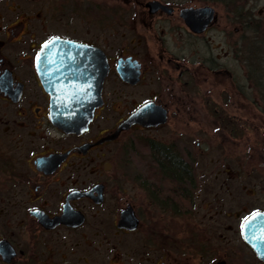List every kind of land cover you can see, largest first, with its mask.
Listing matches in <instances>:
<instances>
[{
    "label": "flooded vegetation",
    "instance_id": "af4514ba",
    "mask_svg": "<svg viewBox=\"0 0 264 264\" xmlns=\"http://www.w3.org/2000/svg\"><path fill=\"white\" fill-rule=\"evenodd\" d=\"M204 6L209 20L190 27L186 10ZM219 18L202 0H0V264H264L243 231L264 212V195L250 192L259 182L218 179L243 165L196 163L208 142L188 146L190 134L176 128L131 138L134 163L119 161L130 131L201 124L205 107L216 139L223 124L233 135L236 122L264 116L261 92L258 109L246 92L250 15L231 5ZM53 38L92 47L107 66L81 133L50 119L46 76L57 63L42 48ZM221 56L240 58L242 75ZM147 102L165 111L164 123L105 138ZM252 104L254 115L239 120ZM125 212L135 228L120 224Z\"/></svg>",
    "mask_w": 264,
    "mask_h": 264
},
{
    "label": "rangeland",
    "instance_id": "374dc122",
    "mask_svg": "<svg viewBox=\"0 0 264 264\" xmlns=\"http://www.w3.org/2000/svg\"><path fill=\"white\" fill-rule=\"evenodd\" d=\"M204 4L213 5L220 15V21L225 22L227 18V12L231 5H235L239 10L244 9L247 16L250 15L249 22H247V30L250 36L247 38V45L245 48H249V59L246 60L248 63V73L250 87L246 88L247 95H250L251 101H255V106L258 109V96L261 92L262 101L264 102V14L257 13L258 8H263L264 10V0H202ZM245 5V6H244ZM263 27V29H261ZM261 30V31H260ZM247 53V52H246ZM220 61H224L227 65H230L242 75V68L239 66L241 62L242 66L244 64L240 58H235L236 60L226 59L221 56ZM234 59V58H233ZM246 69V68H245ZM237 72V73H238ZM246 83H248L246 81ZM209 82H203V85H207ZM226 94L219 91V99L224 98ZM226 100V98H225ZM261 101V102H262ZM232 110V109H231ZM236 111V109H234ZM203 117L208 118V121H202L201 124H188L186 128L183 125H174L168 123L163 126L159 131L151 130H133L130 131L126 136L121 137L118 143V149L120 150L119 161L121 163H134L131 162L132 159L128 157V143L131 138H138L137 141L146 142V139L154 133L164 132L168 133L176 128V131L184 130L187 131L189 139L186 141L189 146V141L192 137L201 138L206 140L209 145L208 152L204 154H195L194 160L196 163L201 165H206L207 169H210L211 165H225V164H240L245 167L247 172L240 171L237 172L238 177H228L226 172L219 171V180H233V179H249L250 181L259 182L260 187L251 188L250 192L255 191L251 196H262L264 195V116L257 117L253 119L246 125L236 122L235 127L237 131L230 135L223 124L221 133L216 139L215 135L211 132L213 124L211 122V117L214 115L210 107H205L202 109ZM237 112V111H236ZM253 112V104L250 107V113L242 112L237 116L239 120H244L243 117L251 114ZM222 111L219 109L218 114ZM206 115V116H205ZM254 114L252 113V116ZM254 121V122H253ZM256 122V123H255ZM183 128V129H182ZM224 134V135H223ZM215 136V137H214ZM136 141V142H137ZM137 142V143H138ZM191 142V141H190ZM141 146V143H139ZM116 148V144L113 146ZM128 150V151H127ZM194 154V153H193ZM135 238L131 235L124 241L128 243L129 246L134 245Z\"/></svg>",
    "mask_w": 264,
    "mask_h": 264
},
{
    "label": "water",
    "instance_id": "95a60500",
    "mask_svg": "<svg viewBox=\"0 0 264 264\" xmlns=\"http://www.w3.org/2000/svg\"><path fill=\"white\" fill-rule=\"evenodd\" d=\"M211 13L212 8L209 6L187 9L186 23L195 28L197 24L207 22ZM42 52L54 53L53 59L57 63L46 76L50 79L46 89L51 95V122L66 133H81L86 130L94 108L101 101V82L107 71L105 60L99 66L92 47L58 38L50 40L42 48ZM165 120V111L147 102L130 113L105 138H114L122 129L134 123L151 126L164 123ZM136 222V218L128 212L122 214L120 219V224L129 229L135 228ZM243 231L246 241L251 244L258 257L264 260V212H254L245 222Z\"/></svg>",
    "mask_w": 264,
    "mask_h": 264
}]
</instances>
